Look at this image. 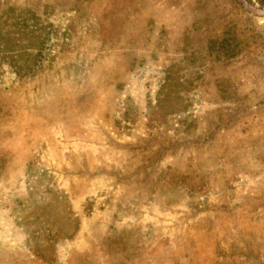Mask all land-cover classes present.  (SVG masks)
I'll return each instance as SVG.
<instances>
[{
	"label": "rangeland",
	"instance_id": "1",
	"mask_svg": "<svg viewBox=\"0 0 264 264\" xmlns=\"http://www.w3.org/2000/svg\"><path fill=\"white\" fill-rule=\"evenodd\" d=\"M0 264H264V0H0Z\"/></svg>",
	"mask_w": 264,
	"mask_h": 264
}]
</instances>
